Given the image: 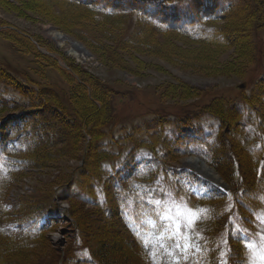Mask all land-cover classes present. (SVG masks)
<instances>
[{
	"label": "rangeland",
	"instance_id": "374dc122",
	"mask_svg": "<svg viewBox=\"0 0 264 264\" xmlns=\"http://www.w3.org/2000/svg\"><path fill=\"white\" fill-rule=\"evenodd\" d=\"M115 1L0 0L2 148L18 142L20 129L15 134L12 123L37 115L60 123L39 134L33 144L40 148L16 174L0 177V264H151L136 235L143 220L122 213L124 202L112 193L121 185L130 192L128 206L142 198L151 213L149 200L208 210L195 228L204 237L201 247L211 242L215 259L204 251L180 264H244L232 225L253 234L264 229L252 214L264 208V19L257 14L264 0H244L248 12L212 23L226 33L223 45L135 13H115L110 7L133 0ZM184 1L187 7L196 0ZM163 3L136 0L147 10ZM72 67L102 106L101 116L90 113L96 135L83 137L76 128L79 109L89 106L78 92L92 97ZM27 94L45 101L33 108ZM221 107L231 118L222 129L208 111ZM66 116L71 126L63 125ZM189 141L210 143L214 163L193 152ZM48 210L51 216L32 220ZM163 259L171 264V257Z\"/></svg>",
	"mask_w": 264,
	"mask_h": 264
},
{
	"label": "trees",
	"instance_id": "16d2710c",
	"mask_svg": "<svg viewBox=\"0 0 264 264\" xmlns=\"http://www.w3.org/2000/svg\"><path fill=\"white\" fill-rule=\"evenodd\" d=\"M68 1H70V0H65V2H68ZM110 1L112 3V6L116 5L115 0H110ZM165 2L166 3H163L164 5L162 4L159 7H157V9H154V10H151V9L147 10L146 6H142V8L139 7V5L136 4V0L132 1V6H127L124 8H117V9H113L110 7V9L113 10V12H115V13H129V12L135 13L139 16L140 19L141 18L147 19L148 21L155 24L156 26L163 27V29H167V28H170L173 26L175 29V32H177V33L188 35V37L213 42L217 45H223V44H227L229 39L226 37V33H225V35L224 34L222 35V30L220 29V27H218V25H213L212 23H216L222 19L227 20L229 18V15H234L237 13L247 11L248 6H250V5H246L245 4L246 2H244V0H206V2L210 4L209 6L203 4V2H204L203 0H196V1H193L191 3L188 2L189 5L187 7H185L186 1H184V0H171V1L165 0ZM88 4H86V5H88ZM133 5L135 7H133ZM258 8H257V14L259 12V14H261V19H264L263 18L264 8H262L263 13H262V10L258 9ZM104 11L107 13L110 12L108 9H105ZM255 16L253 18H255ZM263 25H264V23H263ZM237 39H238V37L235 38L234 40H237ZM255 50L257 51V49H255ZM72 70L76 75H78L80 77V78H78L79 79L78 80L79 84L77 83L78 86L79 87L81 86V88L83 86H85L86 88H89L90 84L87 82L85 84L84 79L81 78L79 73L76 72L73 67H72ZM1 73L3 75V72H1ZM86 88H85V90L87 91ZM86 94L91 96L92 99L89 97L87 99L85 92L80 94V91H79L77 94L79 96H84L85 103L86 102L89 103V106L86 104L82 105V107L79 109L80 113L76 117V119H78L76 128L78 127V132L81 133L80 135L83 137H85L86 133L91 135L92 132H94V134L96 135V132H95L96 128L91 126V124L89 122L90 118H91L90 113L96 112L99 107L100 108L102 107L101 105H99V102L96 100V98L98 96H96V92L92 88L90 90V93L88 94L86 92ZM27 96H29L32 99L31 107H33V108L34 107H36V108L40 107V106H36L35 104L42 105L45 101L44 98L40 99L39 96H36L35 94H33L32 96L27 94ZM262 98H264V97H262ZM49 102L52 104V106L56 105V104H53L51 101H49ZM1 103L3 104V101H1ZM3 109L4 108L2 105V107H0V113L3 112ZM63 110H64V108H63ZM216 110L217 109H215V110H211V109L209 110L208 109V111H210L211 115H214L215 118L221 122V129H222V126H225V124H226L225 122L231 118L228 115V111H227L228 109H226V107H221L220 110H217V111ZM37 112L38 111L36 110L35 113H37ZM64 112H66V111L64 110ZM64 112H63V114L68 115L67 113H64ZM96 114H98V116H101V114L98 111ZM68 116L71 117L70 115H68ZM69 117L66 116V120L62 121L64 126H67V127L71 126L70 124H68L66 122ZM236 118H238V116H236ZM236 118L234 120H236ZM73 122H74V120H73ZM12 124L13 125L11 126V128L14 130L15 134H16V131H15L16 128L20 129V130H18V136H19L17 138L18 142L13 143L7 149H3L2 145H0L1 146L0 150H2L1 151L2 157L0 156V159H2V162L4 164L3 170L0 171V177L3 174L5 177H9L12 173H13V175L16 174V172L23 167L22 166L23 164L28 163L27 162L28 159L26 158L27 155L30 153H33L38 148H40V147L35 148V146L33 144L35 142V140H39V134H44L42 132L44 130H45L46 134H49L50 133L49 128H53V130L55 131L56 127L59 128L58 126H60V123L57 122V119H54V118L45 119V118L38 116V115H37V117H33L31 119H28L26 122H22L21 124H17V123H12ZM74 124H75V122H74ZM80 129H83V131L81 132ZM28 130L31 131L30 134L27 133ZM239 132H241V130ZM128 139H130V138H128ZM189 142L191 143L190 146L192 147L193 152L199 153V155H201L205 159H208V161H212V159L209 157L210 154L212 153V150H213V147L209 145L210 143H208V147H206V146H204V144L192 143V141H189ZM90 146H92L95 151H99V146H96V148H95L93 143H91ZM90 146H89L88 150L90 149ZM103 149L104 148H101L100 150H103ZM106 151L107 152H105V153H109L108 150H106ZM258 152H261V149ZM12 154L17 155L18 158L17 159H16V157L12 158L11 157ZM100 156H101V154H100ZM86 161H87V158H86ZM212 163H214V162L212 161ZM85 166H87V162L85 163ZM100 166H102L101 169H103L104 172H106V171L109 172V170H111V169L108 170L106 167L104 168L103 165H100ZM5 168H6V170H4ZM86 169L89 170V168H86ZM224 172H226V174L228 173L227 170H224ZM13 175H12V177H13ZM92 176L96 177V175H94L93 173H92ZM69 181H70V177H68V182ZM127 188L124 187L123 185H121L118 188L115 187L116 191L113 189L112 193L114 195L117 194L118 200H120V203H121V201L124 202V203H121L122 209L119 205V207H120L119 210H121L122 213L128 215V217L131 220H133L135 223H139L142 212L151 211V210H146L145 200L142 198H137V197H136L137 203L133 204L135 207L128 206L130 203L129 202L130 192L128 191ZM132 194H133V192H132ZM48 211H50V210H48ZM43 213L44 212L35 213L33 217L40 216ZM208 215H209V212H208ZM124 222H126V221H124ZM25 223H27V221ZM13 227L16 230L19 228V227H16L14 225H13ZM42 229L43 228H41L39 231H41ZM19 236H24V235L20 234ZM209 245L211 248L212 247L211 242L209 243ZM212 253H213V251L210 250L209 254H207L206 257H208L211 260L215 259V256L212 258V256H213ZM211 264H212V262H211Z\"/></svg>",
	"mask_w": 264,
	"mask_h": 264
},
{
	"label": "snow or ice",
	"instance_id": "6c2138e0",
	"mask_svg": "<svg viewBox=\"0 0 264 264\" xmlns=\"http://www.w3.org/2000/svg\"><path fill=\"white\" fill-rule=\"evenodd\" d=\"M3 167L4 164L0 162V171ZM165 195L171 196L170 193ZM259 199L264 204V197ZM148 203L153 206V212L143 219L142 230L136 235L151 264H164L165 256L172 258L171 264H180V259L187 260L188 254L196 255L210 251L198 243L204 237L195 228L204 218L207 209L190 207L185 201L173 200L169 204L164 200H149ZM252 214L254 223L259 222L264 225V208L253 211ZM229 219L233 218L230 216ZM194 234L196 241L193 240ZM232 234L239 237L245 250L244 264H264V229L253 234L234 223ZM177 253L180 255L177 256ZM223 255L225 253H221V256Z\"/></svg>",
	"mask_w": 264,
	"mask_h": 264
},
{
	"label": "bare ground",
	"instance_id": "6f19581e",
	"mask_svg": "<svg viewBox=\"0 0 264 264\" xmlns=\"http://www.w3.org/2000/svg\"><path fill=\"white\" fill-rule=\"evenodd\" d=\"M57 36H59V38H60V37H62L63 35H62L61 33H58ZM191 160H192L193 162H198V163H199V159L196 158V157H193ZM204 167L207 168L205 165H204ZM207 169H209L210 173L213 174V175L216 177V172H215V170H213V169H211V168H207Z\"/></svg>",
	"mask_w": 264,
	"mask_h": 264
}]
</instances>
